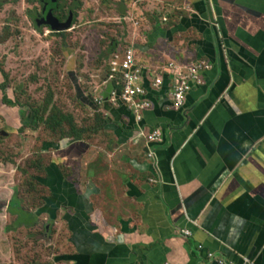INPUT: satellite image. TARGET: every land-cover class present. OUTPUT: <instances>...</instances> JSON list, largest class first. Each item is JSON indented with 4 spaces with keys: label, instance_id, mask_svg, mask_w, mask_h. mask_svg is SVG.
I'll use <instances>...</instances> for the list:
<instances>
[{
    "label": "crops",
    "instance_id": "crops-1",
    "mask_svg": "<svg viewBox=\"0 0 264 264\" xmlns=\"http://www.w3.org/2000/svg\"><path fill=\"white\" fill-rule=\"evenodd\" d=\"M139 1L130 21L123 0L115 5L127 34L105 52L102 94L77 96L73 86L90 126L67 113L70 134L48 127L57 137L41 143L49 201L63 206L55 220L63 213L70 230L63 259L264 264V0ZM124 43L143 72L145 94L134 100L150 103L140 114L112 96L123 85L110 77V62ZM201 64L207 67L177 108L175 84ZM8 88H0L6 126L19 123L17 94ZM21 100L36 104L31 92ZM22 112L28 135L35 117ZM156 129L161 140L150 141Z\"/></svg>",
    "mask_w": 264,
    "mask_h": 264
},
{
    "label": "rangeland",
    "instance_id": "rangeland-1",
    "mask_svg": "<svg viewBox=\"0 0 264 264\" xmlns=\"http://www.w3.org/2000/svg\"><path fill=\"white\" fill-rule=\"evenodd\" d=\"M119 1L0 0V63L5 69V86L10 85L8 91L13 88L15 98L24 105L14 107L18 124L6 126L4 116L0 117V264H67L63 254L68 250L70 230L63 213L61 220H55L60 212L50 214L45 206L44 200H52L53 195L38 154L42 141L57 137L49 129L53 120L60 122L61 137L71 132L67 113L74 112L83 126L92 123L90 111L79 97L75 99L73 86L77 96L104 91L109 71L105 52L113 40L127 34L123 32L126 23L112 15ZM130 1L121 4L122 12L126 9L129 15L127 21L133 15L136 18L137 8L145 4ZM49 10L61 23L71 14L70 25L59 30L53 23V28L41 23ZM26 92L35 98L34 108L46 124L38 119L28 135L24 132L29 126L28 113L22 110L29 111L31 103L21 100Z\"/></svg>",
    "mask_w": 264,
    "mask_h": 264
},
{
    "label": "built area",
    "instance_id": "built-area-1",
    "mask_svg": "<svg viewBox=\"0 0 264 264\" xmlns=\"http://www.w3.org/2000/svg\"><path fill=\"white\" fill-rule=\"evenodd\" d=\"M203 67L207 66H204L203 64L194 66L190 70L191 74L189 76L185 77V79H182L181 77L178 81V84H175L172 92V98L177 108H180L183 105L185 95L191 89L190 83L192 81L198 80V70ZM110 71L112 73L110 77L114 78L116 75L117 84L120 85V82H122L123 85L121 92H115V90L112 91L113 100L119 99L124 101L126 104L132 107L134 112H137L138 114H140L141 109L148 108L150 106V103L147 100H143L141 103H138L134 100L136 96L140 97V95L145 94V90L143 83L141 82L143 72L135 64L134 53L131 47H125L121 55L116 54L114 56L110 62ZM154 85H162V79L157 78ZM149 140H161L160 130H154L149 136ZM148 155L151 156L153 153H148ZM185 233L189 234L190 232L185 230Z\"/></svg>",
    "mask_w": 264,
    "mask_h": 264
},
{
    "label": "trees",
    "instance_id": "trees-1",
    "mask_svg": "<svg viewBox=\"0 0 264 264\" xmlns=\"http://www.w3.org/2000/svg\"><path fill=\"white\" fill-rule=\"evenodd\" d=\"M49 2L51 1V0H48ZM44 5V4H43ZM4 71H5V69L3 68V66L1 65V63H0V74L4 77ZM5 82H6V79H5V77L3 78V80H2V82H0V88L2 89H7V87L5 86ZM13 100L15 101V106L16 105H21L19 102H18V99L17 98H13ZM24 105H21V107H23ZM30 112H32V114H33V116L36 118V120H35V118H34V125H36L37 124V120L38 119H42V122L43 123H45V119L44 118H42L43 116L41 115V116H39V113H38V111L34 108V107H29V109H28ZM53 115V114H52ZM55 115V114H54ZM0 117H3V114H1L0 115ZM4 119H5V117H3ZM66 119H68V121H69V123L71 124L72 123V120H71V118L70 117H67ZM59 125H60V122H58L57 120L56 121H52V124H50V127L51 128H53V130L55 131L56 130V128H58L59 127ZM44 202L46 203L45 204V206H46V208H48L50 211V214L51 213H54V212H58L59 211V206L58 205H55L56 206V208L53 210L52 208H50V206H51V201H45L44 200ZM55 206H51V207H55ZM56 217V216H55ZM64 259H69V256H67V257H65Z\"/></svg>",
    "mask_w": 264,
    "mask_h": 264
},
{
    "label": "water",
    "instance_id": "water-1",
    "mask_svg": "<svg viewBox=\"0 0 264 264\" xmlns=\"http://www.w3.org/2000/svg\"><path fill=\"white\" fill-rule=\"evenodd\" d=\"M54 14H52V11L49 10L48 13L45 15L46 17H44L41 20V23H43L44 25H49L50 27L53 28V25L58 28L59 30L68 27L70 25V21L72 20V16L71 14L69 15L68 19L66 20V22L61 23L60 20H58L56 17L53 16ZM40 22L38 24V26L41 24ZM53 23V25H52ZM58 24V25H57ZM57 25V26H56Z\"/></svg>",
    "mask_w": 264,
    "mask_h": 264
},
{
    "label": "bare ground",
    "instance_id": "bare-ground-1",
    "mask_svg": "<svg viewBox=\"0 0 264 264\" xmlns=\"http://www.w3.org/2000/svg\"><path fill=\"white\" fill-rule=\"evenodd\" d=\"M57 25H58V24H57ZM57 25H56V26H57ZM55 28H56V27H55Z\"/></svg>",
    "mask_w": 264,
    "mask_h": 264
}]
</instances>
